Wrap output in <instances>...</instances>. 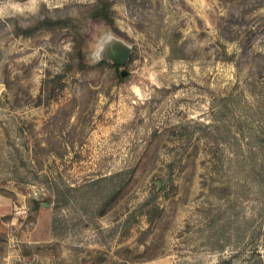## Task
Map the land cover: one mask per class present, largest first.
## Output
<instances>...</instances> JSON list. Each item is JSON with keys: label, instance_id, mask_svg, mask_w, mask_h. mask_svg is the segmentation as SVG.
Instances as JSON below:
<instances>
[{"label": "rangeland", "instance_id": "obj_1", "mask_svg": "<svg viewBox=\"0 0 264 264\" xmlns=\"http://www.w3.org/2000/svg\"><path fill=\"white\" fill-rule=\"evenodd\" d=\"M0 264H264V0H0Z\"/></svg>", "mask_w": 264, "mask_h": 264}, {"label": "trees", "instance_id": "obj_2", "mask_svg": "<svg viewBox=\"0 0 264 264\" xmlns=\"http://www.w3.org/2000/svg\"><path fill=\"white\" fill-rule=\"evenodd\" d=\"M112 9H111V5L107 2L104 6H102L101 4H98V6L96 7V9L93 11V14L91 17L93 18H98L100 16H102V18H104L106 21H109L111 23H113V19H112ZM73 23V21H71V19H51V18H46L44 20H40L38 21V23L32 27H28V28H20L18 27V35L21 34L23 36H30L33 34V32L35 31V29H56V28H67L69 26H71V24ZM73 25V24H72ZM79 46V45H78ZM79 48V47H78ZM83 61L80 60V62H69L68 64H66L65 66V70L66 71H70L72 68H74L75 66L77 67V69H81L83 68L82 64ZM101 64L103 65H109L117 70L120 69V66L113 64L109 61H103L101 62ZM122 74V73H121ZM62 75H57V79H61ZM49 80L45 81V83H50L48 82ZM30 204L33 205L34 207V212L36 215H38V213L40 212V205L41 203L38 200L35 199H31L30 200Z\"/></svg>", "mask_w": 264, "mask_h": 264}, {"label": "water", "instance_id": "obj_3", "mask_svg": "<svg viewBox=\"0 0 264 264\" xmlns=\"http://www.w3.org/2000/svg\"><path fill=\"white\" fill-rule=\"evenodd\" d=\"M131 53L132 49L130 46L124 44L120 40H113L104 46L102 58L118 66H125L130 59ZM127 73L128 72L124 70L122 76H125Z\"/></svg>", "mask_w": 264, "mask_h": 264}, {"label": "flooded vegetation", "instance_id": "obj_4", "mask_svg": "<svg viewBox=\"0 0 264 264\" xmlns=\"http://www.w3.org/2000/svg\"><path fill=\"white\" fill-rule=\"evenodd\" d=\"M121 67V66H120Z\"/></svg>", "mask_w": 264, "mask_h": 264}]
</instances>
